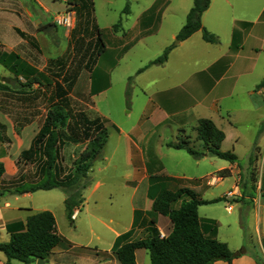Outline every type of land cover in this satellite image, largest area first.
<instances>
[{"label": "rangeland", "instance_id": "374dc122", "mask_svg": "<svg viewBox=\"0 0 264 264\" xmlns=\"http://www.w3.org/2000/svg\"><path fill=\"white\" fill-rule=\"evenodd\" d=\"M151 1L92 0L93 14L92 18L89 19L90 30L93 25L100 30L104 50L97 56L95 69L90 74L85 70L81 72L77 85L70 93L72 96L70 98L74 101L72 103L74 109H85L87 116L91 119L100 116L98 113H101V117L105 121L109 133L108 140L102 158L93 164L90 173L94 178L100 179L103 185L92 196L88 197L89 191L85 192L83 203L79 208L80 217L76 221H70L66 216L63 201L65 195L62 191L56 189L49 193L38 192L34 195L33 205L36 209L49 207L53 211L58 229L65 240L62 247L65 250H71L61 256L59 261L57 260L59 264H85L81 259L74 260L73 254L88 255L94 260L107 258L113 234L96 219L107 222L109 217H113L117 224L110 226L117 232H122L125 227L124 222L128 210L126 202L129 192L123 189L122 185L124 177L132 174V171L130 172V168L125 165V139L123 135L118 136L117 130L121 129L124 133H130L128 135L143 148L147 164L149 161L153 162V168L147 165V174L156 175L158 182L165 185L168 190L180 183L183 185L189 183L186 182V179L175 180L171 178V174L197 177L202 172V168L195 166V160L185 151H174L166 148L168 143L176 142L178 138L194 142V136L191 133L193 129H191L190 123L192 117L189 118L186 111L189 105L186 103V98L176 103L162 100L161 97L157 98L158 100L150 98L148 101V96L141 93L140 87H144L146 91L150 92L153 90L154 80L167 81L166 76L149 71L137 80L138 70L159 57L164 51V45L168 47L177 45L178 41L175 38L173 40L168 38L169 32L185 23V14H177L173 16L172 23H164V29L160 33L148 34L147 32L150 31L142 28L143 25L140 23L139 16ZM171 1L175 5L186 6L188 4L190 8L193 2V0ZM51 2L55 4V14L52 15L48 24H53L55 27L49 32H45L43 31L44 27L35 29L32 21L40 18V14L35 9L30 7V9L35 10L33 13L36 17L28 18L26 11H29V6H20L16 0L13 6L7 5L4 0H0V9L3 8L4 10V12L0 11V46L5 53L18 56L17 60L7 59L6 62L0 63V84L7 86V90H0V122L6 126L7 135L11 140L10 144L0 142V157L4 153H9L12 147V152L19 149L16 136L20 135L22 129L28 126L26 122L30 121L31 127H27L22 134L23 148H25L34 130L39 128L46 112L45 102L40 95L38 100L34 99L36 96L34 94L23 101V98L15 93L22 90L21 84L26 81V68L30 67L35 73H42L51 77L45 69L49 59L53 60L67 55L66 64L71 69L77 66L82 56L83 51L78 52L75 43L78 38H81V34L76 33L72 37L74 29L67 30L55 23L57 16L73 12V9L65 3L63 4L61 0H51ZM6 12L9 14L7 15ZM255 13V10L250 12L252 16ZM37 23L40 24L39 21ZM16 30L25 34L28 32L37 33V39L35 38L36 42H34L37 44L38 50L33 45L28 44V41L22 39ZM143 37V40L137 42ZM83 39L86 43L91 38L83 37ZM126 46L128 52L124 55L123 51ZM169 66H172V62L169 63ZM262 71L264 72V54L257 61L254 76L260 77L259 73ZM109 76L111 88L103 94L94 93L91 101H89L86 90L90 80L93 82H90L93 85V90L97 91V89L105 88ZM263 80L264 76L257 80L255 90ZM36 88L37 85L33 87V89ZM260 99L256 95L255 100L259 101ZM260 113L258 112L256 115ZM250 122L251 120L238 131L240 138L236 152L242 158L239 166L242 172L240 185L249 190V186L254 184L253 178L257 179L259 188L262 185V191L259 189L257 192L255 205L246 208L241 203L232 201L230 205L233 211L227 213L225 211L226 201L220 199L205 209L221 219L222 233L225 231L226 233H233L231 237H225L226 235L223 234L221 239H226L231 248H240L238 254L232 252L235 258L245 250L253 256L256 264H264V248L259 243L264 237V195H262L264 194V139L259 132H256V128L250 126ZM257 147L260 150L256 149ZM225 148L228 151L230 144H227ZM249 154L252 155V164L247 173L244 166L247 164L246 156ZM105 159L109 160L108 163L105 162ZM101 168L103 169L100 170ZM18 170L20 172L26 170V173H29L32 172L33 168L21 166ZM90 175L78 186L83 183L88 184ZM3 183L6 184L5 181ZM231 184L232 179L227 178L220 188L213 190L215 193H221L227 190ZM2 194L5 195L6 193L2 192ZM41 194L51 195L40 197ZM202 210L200 211L202 212ZM71 220L73 219L71 218ZM227 224L229 227H226ZM241 246L244 249H241ZM139 263L150 264L147 257L144 262L139 258Z\"/></svg>", "mask_w": 264, "mask_h": 264}, {"label": "crops", "instance_id": "0c3cea01", "mask_svg": "<svg viewBox=\"0 0 264 264\" xmlns=\"http://www.w3.org/2000/svg\"><path fill=\"white\" fill-rule=\"evenodd\" d=\"M16 1H18L20 6H29V11H26L28 18L36 17L33 13L35 10L40 14V18L32 21L35 25V29L48 26V22L52 19V15L55 14V4H53L51 0ZM4 2L7 5L13 6L15 0H4ZM61 2L64 4L65 0H61ZM1 5H3V3H1ZM30 7L35 10L30 9ZM191 8L188 4H186V6H181L180 4L175 5L171 0H152L140 14L139 20L141 25H143L142 28L146 31H150L147 32L148 34L153 33L156 35L164 29V23H172L173 16L177 14H185L186 21V16ZM254 10L256 13L252 16L250 12ZM0 11L4 12L3 8L0 9ZM6 13L7 15L9 14L8 12ZM38 21L41 26L37 23ZM183 25L170 31L168 38L170 40L176 38V35ZM201 25L208 32L217 36L219 39L218 44L212 45L204 42L201 32H195L188 39L178 42L177 45L170 50L167 60L163 65L147 68L137 75V80L149 71L166 76L167 81L154 80L152 84L153 90L150 92L146 91L144 87H140L141 93L148 96V101L150 98H156V100H158L157 98L161 97L162 100L176 103L186 98V103H189L186 111L189 118L192 117L190 123L192 126L191 129H193L191 133H193L194 139V127L199 119L211 120L214 125L224 133L225 137L221 143L220 150L222 152H232L236 156V162L229 163L225 160L210 156L203 157L199 160L194 159V165L201 167L202 172H200L197 177L171 174V178L175 180L186 179V182L189 183L186 185L180 183L172 187L169 191L175 192L178 189L187 188L194 193L198 200L210 202L200 205L197 208L200 227L203 233L209 235V229L214 223L216 228L215 238L225 243L231 252L238 254L240 248H231L226 239H221L223 234L226 235L225 237H231L233 233H226V231L222 233L223 224L221 219L212 215V212L206 210L205 207L222 199L226 201L225 211L227 213H232L233 209L230 202L234 201L238 204L241 203L246 208L252 207L257 201V192L259 189L262 191V185L259 188V183L256 178H253L254 184L249 186V190H246V187L240 185L242 172L239 166L242 158L237 155L236 150L240 138V133L238 131L250 120V126L256 128V132H259V134L263 136L262 139H264V114H261L262 112L264 113V88L254 89L256 82H258L257 80L264 76L263 71L259 73L260 77L254 76L257 61L260 56L264 54V0H210L208 8L201 16ZM178 28L179 30H177ZM26 34L33 39H37V33L28 32ZM143 39L144 37L137 42ZM167 47V45H164L163 50ZM126 48L128 47H125L123 51L124 55L128 52ZM171 62L172 66H169ZM94 69L93 66L87 73L90 74ZM166 70L169 71L167 72ZM81 72H83V70ZM81 72L73 88L77 85ZM108 80L109 81L105 83V88L97 89V91L93 90V85L90 84L92 81L90 80L86 90L89 101H91V97L94 93L103 94L111 88L110 76ZM256 95L261 98L259 101L255 100ZM194 112H196V115H194ZM258 112L261 113L256 115ZM98 114L101 116V113ZM29 126L28 124V126L24 127L20 135L16 136L19 149L12 152V147L9 153H4V155L0 157V163H2L4 167V173L0 180L2 186L13 185L23 180L26 170L20 172L18 170L19 168L15 166V159L21 150L29 147L32 138L38 130H34L29 143L23 148L24 143L22 134ZM117 134L118 136L123 135L125 139L124 162L125 165L130 168V172L132 171V174L124 177L122 185V188L129 192L126 202L128 210L126 221L124 222L125 227L122 232H117L110 226L111 224H117L116 219L113 217H109L107 222L96 219L102 226L112 232L113 238L111 246L108 249L109 253L107 254V258L94 260L88 255L73 254L74 260L81 259L85 264H119L113 254V248L118 238L130 231L131 235L128 241H135L147 236L151 228L156 229L160 235H166L171 230V223L168 218L151 212L152 198L156 197L162 190H168V188L161 183H152L151 178L156 175L153 173L148 175L146 167L149 165L150 168H153V162L149 161L147 164L143 148L128 135L130 133H124L123 130L120 129L117 130ZM7 137L9 138L8 135ZM0 142H2L1 139ZM227 144H230L228 151L225 148ZM85 147L86 143L77 145L66 143L62 150L64 162L70 165ZM166 148L180 151L168 148L167 146ZM256 149L260 150L259 147ZM108 161L109 160L105 159L106 163H108ZM246 161L247 164L244 167L248 173L249 167L252 164L251 154L246 156ZM102 169L103 168L100 170ZM225 169L229 171L227 178L232 179V184L224 192L215 193L214 190L220 188L222 183L227 179L219 175V172ZM142 170L143 173H141ZM6 176L8 177L7 179ZM4 181L6 184L3 183ZM88 182L87 187L82 192V196L85 195L86 191H89L88 197L96 194L103 185L100 179L94 178L93 176L90 177ZM53 190L37 191L22 195L5 194L3 197H0V243H7L12 232H17L24 227L28 216L42 211H49L54 216L53 211L49 207L36 209L33 205L34 195L36 193H49ZM49 195L51 194H41L40 197ZM200 210H202V212ZM73 215L74 219L72 221H76L80 217L79 209L74 210ZM226 227H229V225L227 224ZM56 229L61 235L57 224ZM165 231L166 233H164ZM259 243L262 248H264V237ZM241 249H244V247L241 246ZM70 251L69 249L65 250L62 245L57 246L52 250L49 257L45 260V263L59 264L57 260L59 261L61 256ZM146 257L150 263L147 250H136V264H140L139 258L144 262ZM0 264H6V258L1 252ZM11 264L21 263L12 260ZM212 264L226 263L219 260ZM232 264H256V261L251 254L244 250L242 254L238 255L232 261Z\"/></svg>", "mask_w": 264, "mask_h": 264}, {"label": "trees", "instance_id": "16d2710c", "mask_svg": "<svg viewBox=\"0 0 264 264\" xmlns=\"http://www.w3.org/2000/svg\"><path fill=\"white\" fill-rule=\"evenodd\" d=\"M209 3L210 0H193V6L186 16L185 24L176 35L175 39L178 42L200 31L204 42L212 45L219 43L218 38L201 25V16ZM65 4L76 14V26L72 31V37L76 33L81 34V38H78L75 43L76 50L83 51L82 56L77 66L71 69L66 64L67 55L49 60L45 69L51 77L35 73L30 67L26 68V81L21 84L22 90L15 93L23 98V101L34 94L36 95L34 99L38 100L40 95L45 102L46 112L29 147L21 150L15 159L17 168L31 166L32 172L25 173L23 180L19 183L7 186H2L0 183V197L4 196L2 192L22 195L58 189L65 195L66 216L72 221V212L79 209L83 203L82 192L87 187V183L78 185L88 177L93 164L102 158L109 133L101 116L89 118L85 109L73 108L74 101L70 98L79 73L82 70L90 71L96 64L97 56L104 50L100 30L94 25L90 30L89 19L93 14L92 0H65ZM126 12L128 13L127 8ZM16 31L22 39L38 50L35 39L19 30ZM83 37L91 39L84 43ZM172 48L171 46L165 48L159 57L148 62L146 66L138 70V73L151 66L163 65ZM7 59L17 60L18 56L5 53L0 46V63L6 62ZM35 85L37 88L33 89ZM263 88L264 80L256 89ZM0 90H7V86L0 84ZM29 123L30 121H27L26 125ZM194 132V142L178 138L176 142L168 143L166 146L183 150L195 160L210 156L229 163L236 162V156L232 152L220 150L225 136L211 120L199 119ZM0 139L6 144L10 143L6 135V126L1 122ZM66 143L73 145L86 143L85 149L70 165L64 162L62 154ZM3 173L4 167L0 163V180ZM219 175L227 177L229 171L222 170ZM151 181L160 183L156 176L152 177ZM208 203L210 202L198 200L187 188H181L175 192L162 190L152 198L151 212L168 218L171 223L170 232L161 238L158 231L151 228L147 236L135 241H128L131 231L120 236L113 248L116 260L119 264H136V250H147L151 264H212L219 260L231 264L235 255L225 243L215 238L214 223L209 229V235L203 233L200 227L197 208ZM64 241L57 232L52 213L42 211L28 216L24 227L17 232H12L7 243H0V252L6 258V264H11L12 260L21 264H32L37 259L45 261L52 250L62 245Z\"/></svg>", "mask_w": 264, "mask_h": 264}, {"label": "built area", "instance_id": "2783aa9c", "mask_svg": "<svg viewBox=\"0 0 264 264\" xmlns=\"http://www.w3.org/2000/svg\"><path fill=\"white\" fill-rule=\"evenodd\" d=\"M75 13L74 12H69V13H65L61 16H57L55 18V23L58 26H62L64 28H66L67 30H73L74 26H75ZM72 219H74V215L71 216ZM160 237H164V235H160Z\"/></svg>", "mask_w": 264, "mask_h": 264}, {"label": "water", "instance_id": "95a60500", "mask_svg": "<svg viewBox=\"0 0 264 264\" xmlns=\"http://www.w3.org/2000/svg\"><path fill=\"white\" fill-rule=\"evenodd\" d=\"M39 26H41V24H39ZM55 26L53 24H49L48 26L44 27L43 31L45 32H49L51 29H53ZM6 83L8 82L7 80H3ZM35 264H46L45 261L43 259H37Z\"/></svg>", "mask_w": 264, "mask_h": 264}]
</instances>
